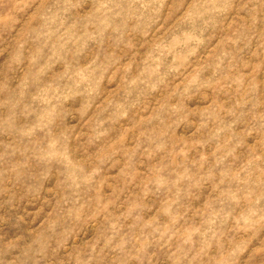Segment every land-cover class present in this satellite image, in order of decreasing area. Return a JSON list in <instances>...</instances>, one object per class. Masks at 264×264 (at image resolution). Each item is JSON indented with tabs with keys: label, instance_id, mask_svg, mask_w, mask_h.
<instances>
[{
	"label": "rangeland",
	"instance_id": "rangeland-1",
	"mask_svg": "<svg viewBox=\"0 0 264 264\" xmlns=\"http://www.w3.org/2000/svg\"><path fill=\"white\" fill-rule=\"evenodd\" d=\"M0 264H264V0H0Z\"/></svg>",
	"mask_w": 264,
	"mask_h": 264
}]
</instances>
